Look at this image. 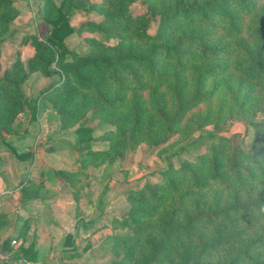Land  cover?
Wrapping results in <instances>:
<instances>
[{"label":"trees","instance_id":"1","mask_svg":"<svg viewBox=\"0 0 264 264\" xmlns=\"http://www.w3.org/2000/svg\"><path fill=\"white\" fill-rule=\"evenodd\" d=\"M133 1L45 0L42 16L50 28L44 42L32 39L25 72L17 61L0 77V131L11 132L26 107L18 86L31 70L56 75L50 86L63 95V117L66 106L80 100L76 111L91 109L98 129L109 128L107 146L92 158L122 150L128 141L159 146L176 135L190 144L205 125L241 121L255 132L254 151L208 133L193 159L168 163L158 182L129 189L122 224L131 233L112 239L126 250L122 264H264V121L254 120L264 111V2L143 0L145 10L133 15ZM72 8L101 15L77 28L99 38H86L82 55L63 42L74 31L67 16ZM13 15L12 0H0V33ZM201 105L202 115L191 114ZM95 130L77 125L76 145ZM31 184L23 198L37 195ZM20 250L33 259L32 245Z\"/></svg>","mask_w":264,"mask_h":264},{"label":"rangeland","instance_id":"2","mask_svg":"<svg viewBox=\"0 0 264 264\" xmlns=\"http://www.w3.org/2000/svg\"><path fill=\"white\" fill-rule=\"evenodd\" d=\"M44 1L12 0L13 18L8 20L4 31L0 33V77L17 61L22 64L20 74L25 72L27 60L34 54L32 39L44 42L50 28L42 16ZM58 1L54 0L55 3ZM144 10L143 0H134L128 7V11L133 15ZM67 16L74 31L65 37L63 42L76 54L82 55L88 50L85 39L99 38L96 34L77 32V28L85 21H98L101 15L95 10L72 8L67 12ZM155 27L156 19L153 18L148 25V32L153 33ZM111 43L112 41L109 42ZM54 65L53 62L51 67ZM56 79V75L43 76L37 70H31L25 75L18 88L26 107L15 116L11 132H6L9 129L0 131V149L8 155L19 154L16 152L19 149L8 139L17 141L19 136L26 135L30 137V144L23 146L20 153L28 150L34 153L52 152L47 154L50 157L45 158L38 168V160L40 163L41 158L33 153L31 159L35 164L31 160L26 163L34 168L31 176H26L23 180L18 179L17 182H31V189L37 188L36 197L42 201L57 203L56 196H60V207L57 208L53 204L50 205L51 209L47 210V207L37 206L34 211L36 214L50 213L58 209L64 216L69 215L70 220L74 219V229L77 232L63 251L73 255L79 261L78 264L123 263L126 250L123 246L115 245L112 237H124L131 233L130 228L122 224V217L130 208L126 200L129 189H136L145 182H158L161 171L168 163L177 167L182 160L193 159L202 151L203 141H209L208 133L229 138L243 152L254 151L257 147L252 128L246 129L241 121L226 118L218 128L209 124L202 130L193 132L190 137L196 141L190 144L181 140L179 142L176 135L169 137L166 143L159 146L147 145L141 140L128 141L122 150H112L108 154L102 153L97 158H92V154L107 146L104 135L109 128L105 126L98 129L99 121L91 116V109L83 113L76 111L80 100L74 102V105H67L65 110L69 111L68 118L63 117L58 110L63 95L52 90L56 84L50 86V82L53 83ZM32 106L35 107L34 112ZM211 106L216 109L215 99L211 101ZM197 112L202 115L204 106H199L191 114ZM254 120L264 121V111L258 113ZM81 124L92 126L96 130L87 143L76 145L73 130ZM10 147L14 149V153ZM42 166L46 170L41 168Z\"/></svg>","mask_w":264,"mask_h":264},{"label":"crops","instance_id":"3","mask_svg":"<svg viewBox=\"0 0 264 264\" xmlns=\"http://www.w3.org/2000/svg\"><path fill=\"white\" fill-rule=\"evenodd\" d=\"M17 141L9 138L14 147H17V153L22 152L23 146L30 144V137L19 136ZM16 145V146H15ZM47 146V144L45 145ZM1 150V149H0ZM27 157L17 158L13 155H8L6 151H0V242L5 252L8 254V259L11 262L29 261L32 264H78L79 261L73 255L63 251L70 244L76 233L74 222L70 220V216H64L58 209L50 213H37L34 211L38 208L47 207L50 210V205L60 207V196H56L57 203L42 201L38 197H24L23 187L29 182L21 181L26 176H31L33 167L27 166L26 163L32 160L34 151L29 152ZM6 154V155H3ZM49 151H35L34 156L40 157L38 160V168L40 164L49 158ZM43 156V157H42ZM32 158V159H31ZM48 167V166H47ZM41 168H44L42 166ZM50 168V167H49ZM49 168L47 171H49ZM46 170V169H45ZM53 171V168L52 170ZM47 175V174H45ZM17 179V180H16ZM45 182V181H44ZM23 190H20V189ZM67 195V194H66ZM68 198V196H67ZM79 233L81 230L78 231ZM70 236V239L67 238ZM11 239L18 241L17 246L12 247L9 242ZM32 245L33 259H26L20 249H24Z\"/></svg>","mask_w":264,"mask_h":264},{"label":"built area","instance_id":"4","mask_svg":"<svg viewBox=\"0 0 264 264\" xmlns=\"http://www.w3.org/2000/svg\"><path fill=\"white\" fill-rule=\"evenodd\" d=\"M9 244L12 247H15V246H17L18 241L16 239H11ZM0 264H32V263L29 262V261H19V262H16V263L15 262H11L8 259V254L5 252V250L2 247V243L0 242Z\"/></svg>","mask_w":264,"mask_h":264}]
</instances>
